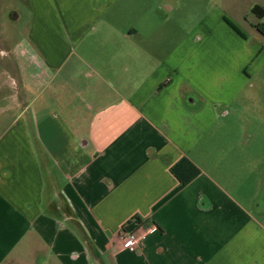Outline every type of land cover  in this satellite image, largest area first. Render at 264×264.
Instances as JSON below:
<instances>
[{"label": "crops", "instance_id": "1", "mask_svg": "<svg viewBox=\"0 0 264 264\" xmlns=\"http://www.w3.org/2000/svg\"><path fill=\"white\" fill-rule=\"evenodd\" d=\"M170 8L0 0V264H264L246 81L196 61Z\"/></svg>", "mask_w": 264, "mask_h": 264}, {"label": "rangeland", "instance_id": "2", "mask_svg": "<svg viewBox=\"0 0 264 264\" xmlns=\"http://www.w3.org/2000/svg\"><path fill=\"white\" fill-rule=\"evenodd\" d=\"M253 1L264 7V0H168L167 16L182 29L184 45L199 53L196 61L222 64L233 85L246 81L239 119L248 134L245 138L264 143V36L252 29L256 23L264 25V15L257 18L251 13ZM236 103L231 109L230 139L237 135H233L238 124Z\"/></svg>", "mask_w": 264, "mask_h": 264}, {"label": "trees", "instance_id": "3", "mask_svg": "<svg viewBox=\"0 0 264 264\" xmlns=\"http://www.w3.org/2000/svg\"><path fill=\"white\" fill-rule=\"evenodd\" d=\"M251 13L254 16H256L257 18H261L264 15V7L258 6V5H254L251 8ZM255 27L264 35V30L258 24ZM184 163H187L192 168V173H191V176L190 177H192L193 175H196L198 173V170L189 161L182 160L181 162L177 163L176 165H174L171 168V171L176 175V177L178 179H180L181 184L186 183V181L188 180V178L187 179H181L180 176L176 173V169L181 164H184ZM128 224H129V226H128L129 228H136L137 226L140 225V220H139L138 217H134L131 221L128 222Z\"/></svg>", "mask_w": 264, "mask_h": 264}, {"label": "built area", "instance_id": "4", "mask_svg": "<svg viewBox=\"0 0 264 264\" xmlns=\"http://www.w3.org/2000/svg\"><path fill=\"white\" fill-rule=\"evenodd\" d=\"M128 226L127 222L121 229L123 246L126 248L133 246L137 240L135 228H129Z\"/></svg>", "mask_w": 264, "mask_h": 264}]
</instances>
